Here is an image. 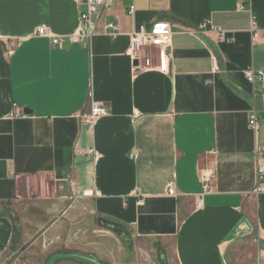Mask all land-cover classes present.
Wrapping results in <instances>:
<instances>
[{
	"label": "crops",
	"instance_id": "1",
	"mask_svg": "<svg viewBox=\"0 0 264 264\" xmlns=\"http://www.w3.org/2000/svg\"><path fill=\"white\" fill-rule=\"evenodd\" d=\"M84 11L0 0V264H264V82L244 76L264 72V0H117L89 46L68 39ZM157 22L171 72L135 73L129 35ZM89 94L107 112L93 130Z\"/></svg>",
	"mask_w": 264,
	"mask_h": 264
},
{
	"label": "built area",
	"instance_id": "2",
	"mask_svg": "<svg viewBox=\"0 0 264 264\" xmlns=\"http://www.w3.org/2000/svg\"><path fill=\"white\" fill-rule=\"evenodd\" d=\"M117 0H83L85 11L79 15V30L76 34L69 36L70 42L90 45L94 36V20L101 12L109 8ZM248 1V0H246ZM240 9L242 7L240 6ZM127 14L131 17L134 14V7L128 8ZM110 33L107 36L115 39L118 35V27L116 25H109ZM206 31L217 34L219 42L224 40V33L212 27L209 23H204L197 28V34H202ZM262 31L254 24H251V41L253 44H259L261 41ZM39 37H46L51 39L52 46L60 47L64 38L51 37L46 29L39 28L36 32ZM171 36L172 31L168 23L157 22L149 29L140 27L137 31L129 35V46L127 56L133 64L135 73L145 72L151 69H157L163 74H170L171 72ZM245 79L248 83L264 82V72L246 70L244 73ZM88 113L81 114L79 120L81 124L89 130H93L97 122L107 116V112L100 104L94 102L89 94ZM264 117V113H263ZM248 128L256 132L259 128V121L256 113L250 114L248 118ZM91 153V152H89ZM255 187L252 194L255 196L264 195V152H257L255 156ZM211 187L208 180L203 186V193L196 201V208L200 209L203 204V197L209 194ZM168 196H175L174 188L169 185L167 188Z\"/></svg>",
	"mask_w": 264,
	"mask_h": 264
}]
</instances>
